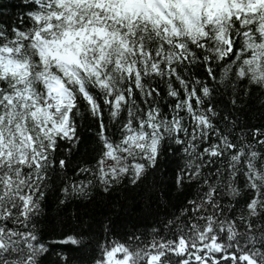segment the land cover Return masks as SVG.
<instances>
[{
	"label": "snow or ice",
	"instance_id": "snow-or-ice-1",
	"mask_svg": "<svg viewBox=\"0 0 264 264\" xmlns=\"http://www.w3.org/2000/svg\"><path fill=\"white\" fill-rule=\"evenodd\" d=\"M121 189L140 223L116 239L92 206ZM62 246L264 264V0L0 3V264Z\"/></svg>",
	"mask_w": 264,
	"mask_h": 264
},
{
	"label": "trees",
	"instance_id": "trees-1",
	"mask_svg": "<svg viewBox=\"0 0 264 264\" xmlns=\"http://www.w3.org/2000/svg\"><path fill=\"white\" fill-rule=\"evenodd\" d=\"M0 3L5 5H19L20 0H0ZM7 15H10L13 20L21 14V9L19 7H10L7 9ZM84 149H81L83 151ZM175 193L173 196L175 197ZM109 205H114V207H109ZM127 207L129 210H122L121 206ZM97 215L98 220L104 219L102 213H109L111 215V219L113 221V232L115 233L113 238L119 239L125 230L131 231L133 224H139L140 218L137 212L132 211L128 201L125 199V191L121 189L112 194L110 199H104L103 194L97 196L95 204L92 206ZM46 215L51 218L56 217V208L55 203L52 204L50 210H46ZM49 220H45L41 227L45 228L49 223ZM55 223L59 224V220H55ZM69 231L68 227H64L63 229H58V231ZM143 230V227H141ZM64 248V252L68 255L72 260L73 264H85V254L73 251L68 246H62ZM52 260L55 261L57 259L56 253L54 252L52 255Z\"/></svg>",
	"mask_w": 264,
	"mask_h": 264
}]
</instances>
